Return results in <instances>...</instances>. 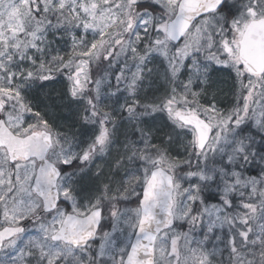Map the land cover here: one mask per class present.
<instances>
[{"label":"snow or ice","instance_id":"obj_1","mask_svg":"<svg viewBox=\"0 0 264 264\" xmlns=\"http://www.w3.org/2000/svg\"><path fill=\"white\" fill-rule=\"evenodd\" d=\"M0 264H264V0H0Z\"/></svg>","mask_w":264,"mask_h":264}]
</instances>
